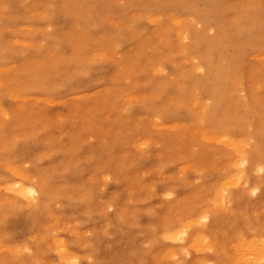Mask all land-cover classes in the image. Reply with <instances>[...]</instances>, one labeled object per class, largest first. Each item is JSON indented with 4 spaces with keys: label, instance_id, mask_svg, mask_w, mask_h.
Instances as JSON below:
<instances>
[{
    "label": "bare ground",
    "instance_id": "obj_1",
    "mask_svg": "<svg viewBox=\"0 0 264 264\" xmlns=\"http://www.w3.org/2000/svg\"><path fill=\"white\" fill-rule=\"evenodd\" d=\"M15 58L0 264H264V0H0Z\"/></svg>",
    "mask_w": 264,
    "mask_h": 264
},
{
    "label": "rangeland",
    "instance_id": "obj_2",
    "mask_svg": "<svg viewBox=\"0 0 264 264\" xmlns=\"http://www.w3.org/2000/svg\"><path fill=\"white\" fill-rule=\"evenodd\" d=\"M18 62H19V60L15 58L14 60H11L10 62L8 61L4 64H0V68H9L10 65L16 66V64H18ZM95 90H96V87L94 86V84H90L88 89L86 90V92L84 91L83 93H81V96H83L84 94L94 93ZM3 104L6 106L7 101L4 100ZM52 107L54 109H57L59 107V104H57V103L53 104ZM19 226H20V224H19ZM6 228L11 230L14 227L12 224L6 223ZM97 252L98 253H97L96 257H87L86 259L81 261V264H94V262H100L101 264H105V263L110 262L111 256L107 251L99 250ZM79 254H82V252Z\"/></svg>",
    "mask_w": 264,
    "mask_h": 264
}]
</instances>
